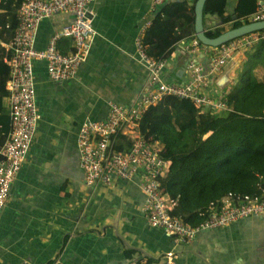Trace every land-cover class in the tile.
<instances>
[{
  "label": "crops",
  "instance_id": "0c3cea01",
  "mask_svg": "<svg viewBox=\"0 0 264 264\" xmlns=\"http://www.w3.org/2000/svg\"><path fill=\"white\" fill-rule=\"evenodd\" d=\"M166 1H185L189 9L196 2ZM238 1L228 0L226 15L231 21L206 15V33L220 28L228 31L233 28L232 21L247 22L264 6V0H256L255 12L238 17ZM159 5L150 0L92 2L95 34L90 53L73 79L53 81L45 61H35L40 119L28 156L0 213V264H145L149 259L163 264L169 251L175 252L176 264H264V217H248L209 230L192 244L180 246L172 236L148 224L138 178L118 180L113 186L85 183L77 147L79 127L88 118H107L112 103L134 105L138 101L149 73L137 58L135 39L142 28L149 29ZM72 19L69 13L43 19L36 48H46L53 34ZM10 41L0 38V47L6 52L3 61L9 55ZM185 42L190 41L176 44L167 59L162 74L167 82L187 77ZM253 47L240 48L221 72L219 78L228 90ZM58 48L64 54L73 52V38L61 37ZM216 48L200 52L198 58L208 63ZM256 74L263 79L264 68H258Z\"/></svg>",
  "mask_w": 264,
  "mask_h": 264
},
{
  "label": "built area",
  "instance_id": "2783aa9c",
  "mask_svg": "<svg viewBox=\"0 0 264 264\" xmlns=\"http://www.w3.org/2000/svg\"><path fill=\"white\" fill-rule=\"evenodd\" d=\"M98 0H21L17 12L18 26L8 43L4 62L9 66L6 81L11 129L0 144V213L6 205L11 188L26 160L40 119L36 96L35 61L46 63V72L53 81L75 78L80 65L91 50L95 34L94 13L90 4ZM154 5L166 0H150ZM57 13H69L73 19L57 30L46 48L35 46L40 22ZM264 20V6L249 17L246 23ZM146 27L135 39V53L140 64L149 73V81L134 105L112 103L107 118L84 120L78 130L79 165L88 186L115 185L118 180L139 179L145 202L143 211L148 224L175 239L176 245H190L209 230L224 227L248 217H264V188L257 196L228 193L220 201V208L212 204L209 214L197 225L183 221L177 212L178 199L167 192L162 178L168 173L170 161L161 155L158 143L146 140L139 131V121L145 111L166 96L190 100L197 108L217 114L230 110L226 101L228 90L220 87V74L240 48L252 47L264 38V30L254 31L220 45L208 63L198 58L199 53L214 46L203 44L198 38L183 44L189 53L187 77L170 83L162 78L167 59H157L143 42ZM71 36L74 51L64 54L58 48L63 36ZM128 130L129 134L126 133ZM130 141L129 147L119 148L122 135ZM163 264H176L175 252L164 255ZM51 264H65L55 261ZM151 264H156L152 262Z\"/></svg>",
  "mask_w": 264,
  "mask_h": 264
},
{
  "label": "trees",
  "instance_id": "16d2710c",
  "mask_svg": "<svg viewBox=\"0 0 264 264\" xmlns=\"http://www.w3.org/2000/svg\"><path fill=\"white\" fill-rule=\"evenodd\" d=\"M20 4L21 0H0V38L13 37ZM227 5L228 0H207L204 19L210 14L231 21L226 15ZM257 6L256 0H239L236 14L243 17L255 12ZM242 24L232 21L233 28ZM221 33L222 28L207 32L210 37ZM193 38H197L195 6L189 9L185 1H166L159 5L143 42L153 57L168 59L176 44ZM255 44L247 52L239 77L227 89L225 99L230 110L214 114L197 108L190 100L166 96L150 106L139 121L140 134L158 143L161 155L170 161L161 182L166 192L178 199L177 212L187 224L200 223L209 214L208 207L214 204L220 208L221 199L230 192L257 196L264 188V78L256 74L258 68H264V38ZM5 55L0 47V144L11 129L5 102L10 72L3 61ZM207 132L210 134L204 138ZM122 137L125 140L119 148L129 147L130 141ZM194 172H198L197 177ZM152 262L149 259L145 264Z\"/></svg>",
  "mask_w": 264,
  "mask_h": 264
},
{
  "label": "water",
  "instance_id": "95a60500",
  "mask_svg": "<svg viewBox=\"0 0 264 264\" xmlns=\"http://www.w3.org/2000/svg\"><path fill=\"white\" fill-rule=\"evenodd\" d=\"M207 0L195 2V35L205 45L218 47L229 40L245 34L264 29V20L246 23L221 33L219 36L210 37L204 28V5Z\"/></svg>",
  "mask_w": 264,
  "mask_h": 264
},
{
  "label": "rangeland",
  "instance_id": "374dc122",
  "mask_svg": "<svg viewBox=\"0 0 264 264\" xmlns=\"http://www.w3.org/2000/svg\"><path fill=\"white\" fill-rule=\"evenodd\" d=\"M239 77V76H238ZM220 87H224V83L221 82V79L219 81V84H218Z\"/></svg>",
  "mask_w": 264,
  "mask_h": 264
},
{
  "label": "clouds",
  "instance_id": "9594fccd",
  "mask_svg": "<svg viewBox=\"0 0 264 264\" xmlns=\"http://www.w3.org/2000/svg\"><path fill=\"white\" fill-rule=\"evenodd\" d=\"M242 25H243V24H242ZM263 30H264V29H263ZM260 31H262V30H260ZM237 38H238V37H237ZM234 39H235V38H234ZM232 40H233V39H232ZM229 41H230V40H229ZM257 42H258V41H257ZM257 42H256V43H257ZM218 47H219V46H218ZM35 80H36V74H35ZM5 102H6V101H5Z\"/></svg>",
  "mask_w": 264,
  "mask_h": 264
}]
</instances>
